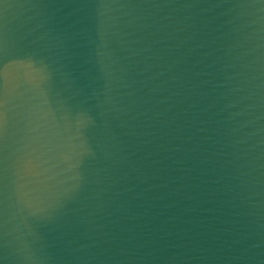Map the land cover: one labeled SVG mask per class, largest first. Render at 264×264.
Here are the masks:
<instances>
[{
	"label": "water",
	"instance_id": "1",
	"mask_svg": "<svg viewBox=\"0 0 264 264\" xmlns=\"http://www.w3.org/2000/svg\"><path fill=\"white\" fill-rule=\"evenodd\" d=\"M0 264H264V0H0Z\"/></svg>",
	"mask_w": 264,
	"mask_h": 264
},
{
	"label": "clouds",
	"instance_id": "2",
	"mask_svg": "<svg viewBox=\"0 0 264 264\" xmlns=\"http://www.w3.org/2000/svg\"><path fill=\"white\" fill-rule=\"evenodd\" d=\"M109 43H110V41L108 39L103 38V36H102V44H101V46L104 47V48H108ZM109 55H111V52H109ZM114 63H115V61H114Z\"/></svg>",
	"mask_w": 264,
	"mask_h": 264
}]
</instances>
